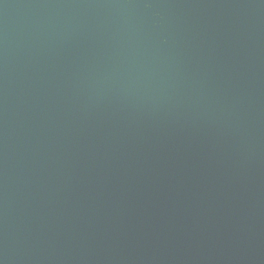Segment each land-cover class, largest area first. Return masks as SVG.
<instances>
[{"label":"water","instance_id":"water-1","mask_svg":"<svg viewBox=\"0 0 264 264\" xmlns=\"http://www.w3.org/2000/svg\"><path fill=\"white\" fill-rule=\"evenodd\" d=\"M0 264H264V0H0Z\"/></svg>","mask_w":264,"mask_h":264}]
</instances>
